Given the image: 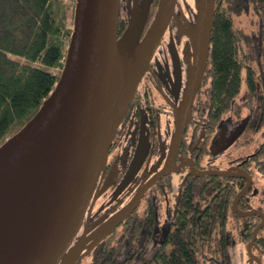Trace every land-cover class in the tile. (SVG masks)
<instances>
[{
	"label": "flooded vegetation",
	"instance_id": "obj_1",
	"mask_svg": "<svg viewBox=\"0 0 264 264\" xmlns=\"http://www.w3.org/2000/svg\"><path fill=\"white\" fill-rule=\"evenodd\" d=\"M146 4L144 33L159 0H120L119 34L131 12ZM195 12L194 0H178L118 126L78 236L84 230L90 236L135 198L137 205L105 237L94 259L97 245L85 238L94 246L77 264H92L115 249L122 264H161L162 252L171 254L180 241L198 264H264L263 99L248 93L247 102L241 96L229 105L215 101L212 34L208 62L196 83L199 48L189 31ZM195 87L189 121L177 140V112L187 108Z\"/></svg>",
	"mask_w": 264,
	"mask_h": 264
},
{
	"label": "water",
	"instance_id": "obj_2",
	"mask_svg": "<svg viewBox=\"0 0 264 264\" xmlns=\"http://www.w3.org/2000/svg\"><path fill=\"white\" fill-rule=\"evenodd\" d=\"M194 1L189 31L199 48L193 69L199 83L222 0ZM177 2L159 0L145 33L149 5L132 11L119 34L120 0H76L54 88L0 144V264H77L97 245L94 259L105 237L134 210L137 198L90 236L86 230L78 236L118 126ZM195 93L196 87L187 108L177 112V140Z\"/></svg>",
	"mask_w": 264,
	"mask_h": 264
},
{
	"label": "trees",
	"instance_id": "obj_3",
	"mask_svg": "<svg viewBox=\"0 0 264 264\" xmlns=\"http://www.w3.org/2000/svg\"><path fill=\"white\" fill-rule=\"evenodd\" d=\"M73 9L65 0H0V144L33 116L54 88ZM209 73L221 106L233 97L247 102L248 93L264 103V0H222L212 29ZM239 89L246 92L239 94ZM120 254L118 249L100 254L92 264H122ZM162 256L161 264H198L182 241Z\"/></svg>",
	"mask_w": 264,
	"mask_h": 264
},
{
	"label": "rangeland",
	"instance_id": "obj_4",
	"mask_svg": "<svg viewBox=\"0 0 264 264\" xmlns=\"http://www.w3.org/2000/svg\"><path fill=\"white\" fill-rule=\"evenodd\" d=\"M65 1L68 2L69 5H74V4L70 3L69 0H65ZM74 7H75V5H74ZM73 12H74V9H73ZM68 16H69V13H68ZM70 20H71V21H70ZM72 20H73V15H72V18L70 17V19H69V21H70V23H71L70 26H72Z\"/></svg>",
	"mask_w": 264,
	"mask_h": 264
},
{
	"label": "built area",
	"instance_id": "obj_5",
	"mask_svg": "<svg viewBox=\"0 0 264 264\" xmlns=\"http://www.w3.org/2000/svg\"><path fill=\"white\" fill-rule=\"evenodd\" d=\"M70 3L75 4L76 0H69Z\"/></svg>",
	"mask_w": 264,
	"mask_h": 264
}]
</instances>
